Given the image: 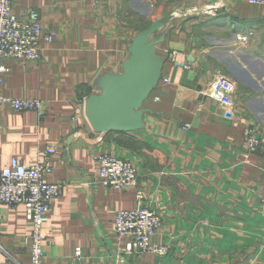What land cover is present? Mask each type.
I'll list each match as a JSON object with an SVG mask.
<instances>
[{
  "label": "crops",
  "instance_id": "crops-1",
  "mask_svg": "<svg viewBox=\"0 0 264 264\" xmlns=\"http://www.w3.org/2000/svg\"><path fill=\"white\" fill-rule=\"evenodd\" d=\"M32 8L55 36L40 42L38 60L5 59L0 91L41 100L44 114L0 106V170L13 157L35 164L55 146L44 179L66 186L43 223L45 264H264V149L243 148L246 125L264 140L263 6L13 2L17 16ZM140 41L147 49L137 56ZM217 74L237 83L229 112L205 94ZM102 152L135 166L143 203L162 219L153 240L168 254L117 252L114 215L136 207V190L102 186L94 160ZM30 229L24 205H0V262L30 263Z\"/></svg>",
  "mask_w": 264,
  "mask_h": 264
},
{
  "label": "built area",
  "instance_id": "built-area-1",
  "mask_svg": "<svg viewBox=\"0 0 264 264\" xmlns=\"http://www.w3.org/2000/svg\"><path fill=\"white\" fill-rule=\"evenodd\" d=\"M249 3L263 6L264 0H247ZM14 0H0V87L1 74L8 69L5 59L20 61H35L40 58V42H51L55 33L43 28L39 13L35 9H28L17 16L13 12ZM238 43L249 40L248 35L236 34ZM189 69V64H184ZM166 81V80H164ZM236 81L226 74L215 75L208 83L205 94L214 100L224 112L231 111L236 105ZM0 106H7L13 111H33L38 117L44 114L41 100L26 97L13 98L5 96L0 91ZM264 140L257 134L256 129L246 125L243 130V148L245 156L261 153ZM55 152V146L49 145L42 152V159L35 164L25 165L13 157L8 166L0 170V205L14 207L24 205L25 218L30 225L27 236L29 242V264H45L43 223L46 215L51 211L53 201L61 195L65 182H46L45 174L51 172L52 167L48 158ZM97 167V178L105 188L124 191L136 190L137 205L132 209L115 212L113 230L114 242L120 254L153 253L166 255L169 246L155 242L153 237L158 234L161 226L159 212L143 203L144 192L139 187L138 174L135 166L128 160L108 152L94 156ZM261 202L264 203V186L259 187ZM125 243L120 245L121 239ZM75 260H81V248L76 247L73 253ZM0 264H11L9 261Z\"/></svg>",
  "mask_w": 264,
  "mask_h": 264
},
{
  "label": "water",
  "instance_id": "water-1",
  "mask_svg": "<svg viewBox=\"0 0 264 264\" xmlns=\"http://www.w3.org/2000/svg\"><path fill=\"white\" fill-rule=\"evenodd\" d=\"M146 49H147V46H145L142 41H140L137 45L134 46V51L137 53V56H142L145 53ZM143 93L146 94L147 91L145 90ZM90 100H91V97L86 99L85 106L89 104ZM105 129H109V128L106 127Z\"/></svg>",
  "mask_w": 264,
  "mask_h": 264
}]
</instances>
